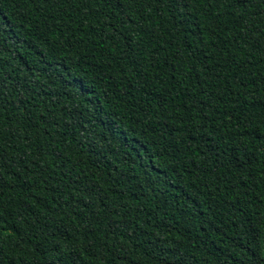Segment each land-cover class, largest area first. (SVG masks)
<instances>
[{"label": "trees", "instance_id": "16d2710c", "mask_svg": "<svg viewBox=\"0 0 264 264\" xmlns=\"http://www.w3.org/2000/svg\"><path fill=\"white\" fill-rule=\"evenodd\" d=\"M0 264H264V0H0Z\"/></svg>", "mask_w": 264, "mask_h": 264}]
</instances>
